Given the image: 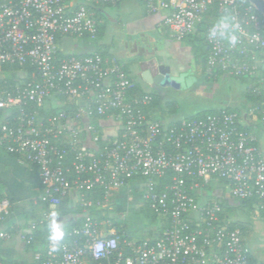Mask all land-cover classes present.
Listing matches in <instances>:
<instances>
[{"label": "built area", "instance_id": "built-area-1", "mask_svg": "<svg viewBox=\"0 0 264 264\" xmlns=\"http://www.w3.org/2000/svg\"><path fill=\"white\" fill-rule=\"evenodd\" d=\"M117 1L79 0L70 6L66 0H0V67L17 63L33 69L30 79L28 72H15L12 83L0 75V154L36 170L37 201L45 205L22 233L25 244L71 194L83 210H103L111 208V192L137 189L160 228L153 237H135L116 232L107 218L87 214L80 224L51 232L32 254L34 262L250 264L244 234L221 217L224 206L216 198H200L204 184L222 180L227 198L255 197L264 213V152L252 130L238 127L242 115L222 111L164 124L149 113L152 96L131 90L134 83L116 59L96 51L58 56L59 37L95 40V7ZM142 1L149 13L166 11L163 26L176 41L194 33L216 4L226 21L207 29V76L255 73L257 51L264 49V24L250 2ZM227 29L236 33L235 39H225ZM61 96L70 99L72 111L60 108ZM51 108L56 110L41 114ZM257 115L264 119V103L246 113ZM168 171L171 181L160 191L155 179ZM96 185L103 199H87L84 192ZM11 208V199L0 193L1 222ZM11 235L0 231V238Z\"/></svg>", "mask_w": 264, "mask_h": 264}, {"label": "crops", "instance_id": "crops-1", "mask_svg": "<svg viewBox=\"0 0 264 264\" xmlns=\"http://www.w3.org/2000/svg\"><path fill=\"white\" fill-rule=\"evenodd\" d=\"M68 5L73 6L79 0H66ZM124 7L127 14L130 16L128 21L122 28H124V36L122 43L125 45V57L116 56L107 49V45L102 42V32L95 40H88L86 37L62 36L57 40L58 53L62 56L67 54L83 55L90 52L104 51L106 57L109 59H116L132 78L133 82L137 84L141 90L150 92L148 88L154 89L163 85L148 83L142 76H138L143 70L138 69L137 66L132 65L131 56H137L138 48H143L144 54L151 55L161 53L164 55V62L169 64L173 71L178 72H201V66L191 56L192 51L184 41H176L170 37L166 28L163 26V19L166 11H159L149 13L142 0H118L115 4L102 5L100 10V22L105 25L106 20L113 19L110 9L114 8L120 10ZM104 29V28H103ZM264 65V56L258 58V65ZM201 74V73H200ZM205 79L224 81L228 73H221L211 76H203ZM154 94V93H153ZM223 106L229 105L223 102ZM158 107V99L155 105L149 107L150 115L162 121L164 124H171L177 122L178 118L162 119L159 116L160 111ZM202 111V110H199ZM199 111H196L199 112ZM195 114V113H194ZM193 114V115H194ZM243 123L250 126L258 139V145L264 152V131L261 128V123L255 118L243 115ZM208 190L205 194H200L201 200L209 198V196L216 198L223 196L227 198L228 185L224 181L212 180ZM0 193L8 196L12 201V212L6 217L3 222H0V231L10 230L12 235L10 238H0V257L1 263L7 264V261H12L14 264H29V257L32 258V253L28 250L22 233L27 229V225L31 219L37 216L42 210V204L37 201L41 193L38 174L36 170L29 165L18 163L14 158L7 155L0 154ZM76 194H71L69 199L74 202ZM133 194L127 193L126 190L117 191L115 198L118 202L129 206L133 202ZM224 207L225 219L227 221H241L246 226L245 231V247L248 250L250 264H264V215L256 209H253L249 214L244 212L238 201L228 199ZM243 208V209H242ZM230 212H235L233 218L229 217ZM73 217L72 215L59 216L50 221V224L56 227L65 226L67 221ZM15 227V228H11ZM29 255V256H28ZM34 262V260H33ZM34 264H36L34 262Z\"/></svg>", "mask_w": 264, "mask_h": 264}, {"label": "trees", "instance_id": "trees-1", "mask_svg": "<svg viewBox=\"0 0 264 264\" xmlns=\"http://www.w3.org/2000/svg\"><path fill=\"white\" fill-rule=\"evenodd\" d=\"M239 2H244V4H250L248 0H238ZM102 5H109L108 3L104 4H98V6L95 7V16H96V21H97V36L102 32L104 28V24L100 22V10L99 7ZM256 14L258 15L259 19L263 22L264 24V16L259 13L256 9ZM226 21V15L225 13L217 7L216 4H214L210 9L207 10V12L204 14L202 22L198 25L196 31L188 36H186L183 40L190 48L192 53L195 56L196 61L198 64L201 66V73L203 76H206L205 72V67H206V58L209 52V45L206 40V33L208 27L215 23H223ZM236 37V33L232 30L227 29L225 32V39L227 41L233 40ZM258 52V58L264 56V49H260L257 51ZM99 53L103 56L106 57V53L104 51H99ZM59 57H62L61 54L58 53ZM17 71H24L29 73V79L31 78V72L33 69H30L26 66L19 65L17 63L15 64H3L0 67V75L3 77L8 83H12L14 78H15V72ZM221 73H226V72H216L213 76L215 75H220ZM228 76L235 77L243 82L246 83V87L243 89L242 94L245 97L246 100L249 101V104H243L240 105L239 108H233L229 105L223 106L220 109L217 110H202L194 115H191L190 118L194 117H199L203 116L206 113H221L222 111H236L240 114V116L248 112L250 107L254 106H260L264 103V65L259 64L255 73L254 74H242V75H234V74H228ZM132 80V78H131ZM133 82V80H132ZM134 83V82H133ZM132 91H142L141 88L134 83L133 88L131 89ZM152 96V101L149 105V107L152 105H155L157 96L153 93L148 92ZM61 99L64 101V104L60 106V108H63L65 110H73V105L70 104V99H68L65 96H61ZM56 110V109H55ZM54 109H50L49 111L44 112L41 110L42 115H47L49 113H52L55 111ZM104 118V117H103ZM93 123H96L98 129H103L101 124L98 123V121L94 118L91 119ZM258 122L261 123V128L264 131V119L261 118L260 115H257ZM240 129H246V130H251L250 126L246 123L240 124L238 126ZM102 137V136H101ZM105 141V139L102 137L100 139L101 144ZM171 175L172 172L168 171L164 176L162 177H157L155 179V184L158 190H163L165 186L169 185L171 181ZM222 181V180H220ZM211 181L207 182L204 184V189L208 190V187L210 186ZM117 191L111 192L109 196V201L111 208H103V210H95V209H88V210H83L81 206H79L77 203L71 202L69 198L65 197L62 199L61 204L55 208V218L56 217H61V216H67V215H72L65 226L62 227H56L50 222H45L43 225L39 226L35 232H34V239L30 242L27 243L26 246L28 250L33 254L35 251H37L39 248H41L44 244L47 238L49 237L51 232H63L66 229L71 228L72 226L78 225L82 222L84 219L85 215H89L93 217L96 220H100L103 218H107L110 220L111 224L109 227L115 228L116 232L118 233H132L128 230V224L124 220V218H121L120 216L118 217L117 213H123L126 209H132L134 212L138 213L139 215L143 216L146 218L149 222H155L157 221V216L155 213H153L148 206L146 205L145 202L140 200V195L139 191L136 189L132 194L134 196L133 198V203L130 204L128 207L125 206L124 204L118 202L116 200L115 195ZM84 196L87 199H91L92 201L96 200H102L103 199V191L102 188L98 185L94 186L92 189L87 190L84 192ZM209 200L214 199L213 197L209 196ZM220 204L226 208V203L229 198H223V196L216 197ZM236 200V199H235ZM238 201L239 205L243 207L242 209L245 211V213L249 214L253 209H256L259 211L261 214L264 215L263 212L258 210V201L257 198L251 197L249 199H241V200H236ZM41 203V202H39ZM42 204V203H41ZM136 204V205H135ZM133 206V207H132ZM42 209L45 208V205L42 204ZM103 212V213H102ZM102 213V214H101ZM116 213V215H113ZM221 217H225V212L221 213ZM1 222V221H0ZM229 228H239L243 234H245L246 231V226L241 223V221L233 220L229 221L228 223ZM160 229V228H159ZM2 258L0 257V261ZM7 264H14L12 261H7Z\"/></svg>", "mask_w": 264, "mask_h": 264}, {"label": "rangeland", "instance_id": "rangeland-1", "mask_svg": "<svg viewBox=\"0 0 264 264\" xmlns=\"http://www.w3.org/2000/svg\"><path fill=\"white\" fill-rule=\"evenodd\" d=\"M110 13L113 19L111 21L106 20L102 42L107 45V49L111 53L124 58L126 48L122 43L124 36V28L122 27L130 21V16L124 7H121L119 11L111 8ZM191 56L194 58L193 53ZM176 73V83H179L180 86L161 85L154 89H147L157 96L160 109L159 116L164 120L169 118L180 120L183 117H190L199 110H217L223 107V102L224 104L228 103L233 108L249 104V101L242 94L246 83L235 77L227 76L224 81L219 80V78L218 81H214L202 78L199 72H191V69L188 72ZM201 191V194L204 195L206 189ZM117 215L124 218L128 224V230L135 237H153L159 230L157 221L149 222L132 209H126ZM235 215V212H230L229 217L233 218ZM28 262L34 264L30 257Z\"/></svg>", "mask_w": 264, "mask_h": 264}, {"label": "water", "instance_id": "water-1", "mask_svg": "<svg viewBox=\"0 0 264 264\" xmlns=\"http://www.w3.org/2000/svg\"><path fill=\"white\" fill-rule=\"evenodd\" d=\"M255 9L264 16V0H248ZM139 51L137 56H131L132 65L137 66L138 69L143 70L140 72L138 76H142V78L148 82L155 84H160L163 82V85H176L177 87L180 86L179 83H176V74H172L171 72H178L173 71L172 67L165 63L164 55L161 53H155L148 55L144 54L143 48H138Z\"/></svg>", "mask_w": 264, "mask_h": 264}, {"label": "flooded vegetation", "instance_id": "flooded-vegetation-1", "mask_svg": "<svg viewBox=\"0 0 264 264\" xmlns=\"http://www.w3.org/2000/svg\"><path fill=\"white\" fill-rule=\"evenodd\" d=\"M172 74H177L176 72H171ZM152 83H154V82H152ZM160 83H162V81L160 82ZM155 84V83H154Z\"/></svg>", "mask_w": 264, "mask_h": 264}]
</instances>
